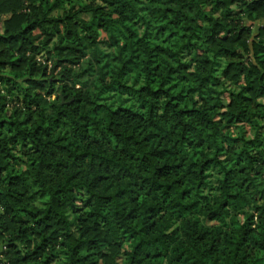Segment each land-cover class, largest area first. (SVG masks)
<instances>
[{"label": "trees", "instance_id": "16d2710c", "mask_svg": "<svg viewBox=\"0 0 264 264\" xmlns=\"http://www.w3.org/2000/svg\"><path fill=\"white\" fill-rule=\"evenodd\" d=\"M0 264H264V0H0Z\"/></svg>", "mask_w": 264, "mask_h": 264}, {"label": "rangeland", "instance_id": "374dc122", "mask_svg": "<svg viewBox=\"0 0 264 264\" xmlns=\"http://www.w3.org/2000/svg\"><path fill=\"white\" fill-rule=\"evenodd\" d=\"M85 19H88L87 16H85Z\"/></svg>", "mask_w": 264, "mask_h": 264}]
</instances>
